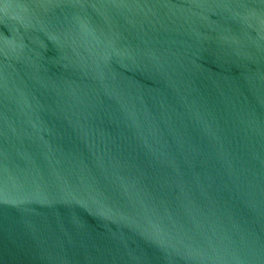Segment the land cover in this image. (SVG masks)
<instances>
[{
  "label": "water",
  "instance_id": "1",
  "mask_svg": "<svg viewBox=\"0 0 264 264\" xmlns=\"http://www.w3.org/2000/svg\"><path fill=\"white\" fill-rule=\"evenodd\" d=\"M0 264H264V0H0Z\"/></svg>",
  "mask_w": 264,
  "mask_h": 264
}]
</instances>
